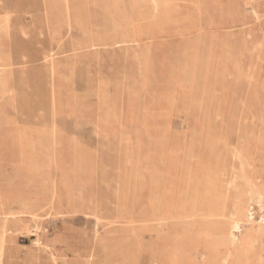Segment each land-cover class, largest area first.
<instances>
[{"label": "rangeland", "instance_id": "rangeland-1", "mask_svg": "<svg viewBox=\"0 0 264 264\" xmlns=\"http://www.w3.org/2000/svg\"><path fill=\"white\" fill-rule=\"evenodd\" d=\"M0 59V264H264V0H0Z\"/></svg>", "mask_w": 264, "mask_h": 264}, {"label": "bare ground", "instance_id": "bare-ground-1", "mask_svg": "<svg viewBox=\"0 0 264 264\" xmlns=\"http://www.w3.org/2000/svg\"><path fill=\"white\" fill-rule=\"evenodd\" d=\"M40 12V11H39ZM36 13V12H35ZM39 17V16H38ZM7 24V23H6ZM5 26V25H4ZM47 27V26H46ZM43 28V27H42ZM5 30V29H4ZM7 30V29H6ZM8 33V32H7ZM6 33V34H7ZM53 34V33H52ZM3 54V53H2ZM10 54V53H9ZM8 54V55H9ZM11 57V56H10ZM8 58V57H7ZM1 60V59H0ZM10 60V59H9ZM27 65V64H26ZM5 66V65H4ZM15 66V65H14ZM20 68V67H19ZM19 72V71H18ZM27 72V71H26ZM28 73V72H27ZM15 74V73H14ZM17 94V93H16ZM25 96V95H24ZM27 104V103H26ZM17 106V105H16ZM19 112H21L20 110H19ZM40 112V111H39ZM22 113V112H21ZM23 114V113H22ZM21 114V115H22ZM25 114V113H24ZM3 117V116H2ZM7 117V116H6ZM22 117H24V116H22ZM10 118V117H9ZM8 119V118H7ZM42 120V119H41ZM22 121H23V119H22ZM26 121V120H25ZM20 122V121H19ZM4 123V122H3ZM40 123H41V121H40ZM8 125V124H7ZM53 133V132H52ZM53 135V134H52ZM183 162V161H182ZM181 162V163H182ZM177 165V164H176ZM210 165V164H209ZM212 165V164H211ZM176 167V166H175ZM170 171V170H169ZM44 172V171H43ZM39 174V173H38ZM123 174V173H122ZM176 174V173H175ZM180 174V173H179ZM38 176V175H37ZM40 176V175H39ZM49 176V175H48ZM11 177V176H10ZM7 178V177H6ZM48 178V177H47ZM8 179V178H7ZM13 179H15V178H13ZM127 179H130V178H127ZM25 181V180H24ZM53 181V180H52ZM28 182V181H27ZM111 182V181H110ZM127 182V181H126ZM180 182V181H179ZM42 183V182H41ZM126 184V183H125ZM239 184H241V183H239ZM250 184V183H249ZM248 184V185H249ZM242 185V184H241ZM130 186V185H129ZM255 186V185H254ZM173 187V186H172ZM171 187V188H172ZM179 187V186H178ZM256 187V186H255ZM254 187V188H255ZM82 188V187H81ZM163 188V187H162ZM242 188V187H241ZM253 188V189H254ZM42 189V188H41ZM46 189H48V188H46ZM127 189V188H126ZM49 190V189H48ZM54 190V189H53ZM157 190V189H156ZM178 190V189H177ZM258 190V189H257ZM50 191V190H49ZM127 191V190H126ZM65 192V191H64ZM126 193V192H125ZM250 193V192H249ZM55 194V193H54ZM53 194V195H54ZM65 194V193H64ZM78 194H79V192H78ZM168 194V193H167ZM170 194V193H169ZM250 195V194H249ZM260 193H258V192H256V191H252V195H251V200L252 201H255V202H261V197H260ZM159 196V195H158ZM158 196H156V197H158ZM75 197V196H74ZM172 198V197H171ZM1 199V198H0ZM138 199V198H137ZM206 199H208V198H206ZM238 199V198H237ZM31 201V200H30ZM29 201V202H30ZM44 201V200H43ZM59 201V200H58ZM139 201V200H138ZM175 201V200H174ZM234 201V200H233ZM235 201H236V199H235ZM25 202V201H24ZM171 202V201H170ZM222 202V201H221ZM33 204V203H32ZM166 204V203H165ZM235 205V204H234ZM20 206V205H19ZM25 206V205H24ZM23 206V207H24ZM34 206V205H33ZM238 206V205H237ZM9 207H10V205H9ZM37 207V206H36ZM64 207V206H63ZM125 207V206H124ZM236 207V206H235ZM208 208V207H207ZM10 209H13V207L12 208H10ZM15 209V208H14ZM159 209V208H158ZM252 208H250V204L248 205V207H247V210L245 211V213L243 214V216H241V217H239V218H236L235 219V222H232V223H230V229H229V233H228V240H229V242H230V244L232 245V244H234V243H236V241L238 240V232H240L241 231V227H242V225H243V223H245V225L247 224V225H249V223L251 222V220H252V210H251ZM60 210V209H59ZM58 210V211H59ZM128 210V209H127ZM11 211V210H10ZM125 211V210H124ZM153 211V210H152ZM234 211H235V208H234ZM65 212V211H64ZM77 212V211H76ZM157 212V211H156ZM191 212V211H190ZM233 212V211H232ZM156 214V213H155ZM172 214V213H171ZM189 214V213H188ZM187 214V215H188ZM14 215V213L13 212H6L5 213V218H8V217H10V216H13ZM153 215V214H152ZM194 215V214H193ZM17 216V215H16ZM91 216H93V215H91ZM190 216H191V214H190ZM18 217V216H17ZM34 217V216H33ZM149 217V216H148ZM178 217V216H177ZM196 217V216H195ZM236 217H238V216H236ZM36 218V217H35ZM38 218V217H37ZM172 218V217H171ZM106 219V218H105ZM120 219V218H119ZM160 219V218H159ZM222 219H224V218H222ZM254 219V218H253ZM96 220V219H95ZM227 220V219H226ZM160 221V220H159ZM158 221V222H159ZM182 221H184V220H182ZM191 221V220H190ZM156 222V221H155ZM95 223H96V221H95ZM137 223V222H136ZM146 223V222H145ZM173 223V222H172ZM192 223V222H191ZM86 225V224H85ZM92 225V224H91ZM156 225V224H155ZM95 226H97V225H95ZM184 226V225H183ZM194 226V225H193ZM198 226V225H197ZM126 227V226H125ZM149 227H151V226H149ZM178 227V226H177ZM185 227V226H184ZM244 227V226H243ZM126 228H128V227H126ZM156 228V227H155ZM162 228H163V226H162ZM188 228V227H187ZM191 228H193V227H191ZM226 228V227H225ZM152 229V228H151ZM194 229V228H193ZM63 230V229H62ZM126 230V229H125ZM190 230V229H189ZM97 231V230H96ZM124 231V230H123ZM141 231V230H140ZM193 231V230H192ZM73 232V231H72ZM132 232H133V230H132ZM170 232V231H169ZM179 232V231H178ZM190 232V231H189ZM100 233V232H99ZM104 233V232H103ZM111 233V232H110ZM150 234V233H149ZM72 236V235H71ZM152 238V237H151ZM86 239V238H85ZM49 240H51V239H49ZM77 240V239H76ZM94 241V240H93ZM155 242H157V241H155ZM170 243V242H169ZM46 244V243H45ZM181 244V243H180ZM227 244H229V243H227ZM79 245V244H78ZM143 245V244H142ZM146 245V244H145ZM159 246H160V244H159ZM93 247V246H92ZM51 248V247H50ZM50 250V249H49ZM81 250H82V247H81ZM90 251V250H89ZM92 251V250H91ZM154 251V250H153ZM160 251V250H159ZM176 253V252H175ZM162 254V253H161ZM168 254V253H167ZM96 255V254H95ZM169 255V254H168ZM231 255V251L230 250H228L227 252H226V255H225V257H224V259H223V264H226L227 263V258L229 257ZM88 256V255H87ZM92 257V256H91ZM162 257V256H161ZM174 257V256H173ZM32 259V258H31ZM87 259V258H86ZM91 259V258H90ZM37 260V259H36ZM168 260V259H167ZM53 261H55V260H53ZM92 261V260H91ZM96 261V260H95ZM150 261H151V259H150ZM38 262V261H37ZM154 263V262H153ZM168 263V262H167ZM22 264H25V263H22Z\"/></svg>", "mask_w": 264, "mask_h": 264}, {"label": "crops", "instance_id": "crops-1", "mask_svg": "<svg viewBox=\"0 0 264 264\" xmlns=\"http://www.w3.org/2000/svg\"><path fill=\"white\" fill-rule=\"evenodd\" d=\"M242 216V215H241ZM236 219V218H235ZM235 219L233 218L230 223L235 222Z\"/></svg>", "mask_w": 264, "mask_h": 264}]
</instances>
